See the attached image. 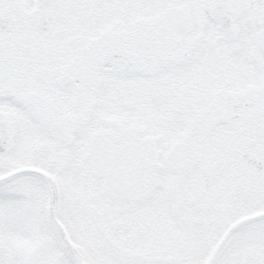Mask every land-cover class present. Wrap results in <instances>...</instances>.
Listing matches in <instances>:
<instances>
[{
  "label": "snow or ice",
  "instance_id": "1",
  "mask_svg": "<svg viewBox=\"0 0 264 264\" xmlns=\"http://www.w3.org/2000/svg\"><path fill=\"white\" fill-rule=\"evenodd\" d=\"M0 264H264V0H0Z\"/></svg>",
  "mask_w": 264,
  "mask_h": 264
}]
</instances>
